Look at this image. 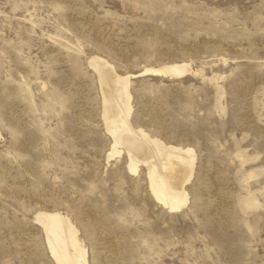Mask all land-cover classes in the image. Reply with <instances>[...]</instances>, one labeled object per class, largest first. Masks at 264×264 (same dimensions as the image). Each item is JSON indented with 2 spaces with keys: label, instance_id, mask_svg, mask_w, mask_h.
I'll return each mask as SVG.
<instances>
[{
  "label": "rangeland",
  "instance_id": "rangeland-1",
  "mask_svg": "<svg viewBox=\"0 0 264 264\" xmlns=\"http://www.w3.org/2000/svg\"><path fill=\"white\" fill-rule=\"evenodd\" d=\"M92 57L129 76L134 128L193 149L180 209L110 156ZM41 211L87 264H264V0H0V264H56Z\"/></svg>",
  "mask_w": 264,
  "mask_h": 264
},
{
  "label": "bare ground",
  "instance_id": "bare-ground-1",
  "mask_svg": "<svg viewBox=\"0 0 264 264\" xmlns=\"http://www.w3.org/2000/svg\"><path fill=\"white\" fill-rule=\"evenodd\" d=\"M89 60V65L98 75L106 131L113 139L110 156L120 154L122 150L116 148L120 146L127 159L128 173H136L139 168H144L154 200L168 211L180 209L188 200L185 183L191 178L193 170V149L165 144L149 136L142 128H134L129 121V76L117 75L112 65L100 57ZM191 71L189 63L180 62L146 67L139 74L130 76L150 74L172 79L183 77ZM35 219L44 231L47 246L56 264H87L86 248L68 217L41 211Z\"/></svg>",
  "mask_w": 264,
  "mask_h": 264
}]
</instances>
